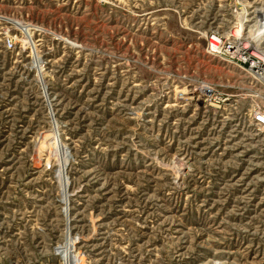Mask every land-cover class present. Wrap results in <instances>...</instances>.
<instances>
[{
	"label": "rangeland",
	"instance_id": "obj_1",
	"mask_svg": "<svg viewBox=\"0 0 264 264\" xmlns=\"http://www.w3.org/2000/svg\"><path fill=\"white\" fill-rule=\"evenodd\" d=\"M258 7L0 0V264H264Z\"/></svg>",
	"mask_w": 264,
	"mask_h": 264
},
{
	"label": "built area",
	"instance_id": "obj_2",
	"mask_svg": "<svg viewBox=\"0 0 264 264\" xmlns=\"http://www.w3.org/2000/svg\"><path fill=\"white\" fill-rule=\"evenodd\" d=\"M254 17L255 21L253 24V32L255 33V30H259V32L255 33L256 38H263L264 29H261L257 26L256 21L258 20V17L256 10L254 12ZM232 37H235V35ZM233 45L234 44L230 45L223 35L216 33L211 34L207 42V47L211 52H216V50H224L227 56L230 55L236 58V62H234V64L237 66L238 71L242 74L240 79L245 76L251 81L254 80L255 83L259 81L261 82L260 84H262L264 82V55L260 56L254 50L247 52L246 50L239 48L237 45H234L235 48H233ZM196 97L198 98L197 101L202 103L204 106H216L219 103L224 102L226 100L225 97L228 96L226 94H217L212 87L204 86Z\"/></svg>",
	"mask_w": 264,
	"mask_h": 264
},
{
	"label": "bare ground",
	"instance_id": "obj_3",
	"mask_svg": "<svg viewBox=\"0 0 264 264\" xmlns=\"http://www.w3.org/2000/svg\"><path fill=\"white\" fill-rule=\"evenodd\" d=\"M257 3V2H256ZM257 7V6H256ZM243 11V10H242ZM242 11H240V12H242ZM235 12H237V11H235ZM256 12H257V17H258V20L256 21V23H257V26L259 27V28H261V29H264V9L263 8H261V7H258L257 9H256ZM234 13V12H233ZM243 13H245V12H243ZM243 13L241 14V15H243ZM234 15V14H233ZM241 15H239V16H241ZM233 17H236V16H233ZM239 18V17H238ZM253 25V24H252ZM250 26V25H249ZM252 27V26H251ZM239 29V28H238ZM237 29V30H238ZM240 30V29H239ZM238 30V31H239ZM249 30H251V29H249ZM232 31V30H231ZM251 32V31H250ZM252 32H253V28H252ZM252 32H251V34H252ZM257 32H259V30H255V33H257ZM240 33V32H239ZM249 35V34H248ZM254 36L252 35V37H251V39L253 38ZM254 38H256V37H254ZM253 38V39H254ZM239 39V38H238ZM257 40H259L260 38H256ZM256 39H254V40H256ZM240 40V39H239ZM263 40V39H262ZM261 40V41H262ZM250 41V40H249ZM253 41V40H252ZM257 42V41H256ZM259 42V41H258ZM252 44V43H251ZM261 47V46H260ZM236 49H238V48H236ZM261 54H263V53H261ZM58 146V148L59 149H61V145L60 144H58L57 145ZM180 146V145H179ZM65 149V148H64ZM143 214V213H142ZM217 227V226H216ZM68 246V245H67ZM59 250V249H58ZM60 250H62V249H60ZM62 252V260H64V259H66V258H69L70 257V259H71V264H73V262H74V259H75V256L74 255H72L71 253H70V251H69V249L66 247L65 249H64V251H61ZM61 252H60V254H61Z\"/></svg>",
	"mask_w": 264,
	"mask_h": 264
}]
</instances>
